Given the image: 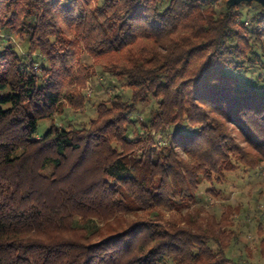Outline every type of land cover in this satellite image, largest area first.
<instances>
[{"label":"trees","instance_id":"obj_1","mask_svg":"<svg viewBox=\"0 0 264 264\" xmlns=\"http://www.w3.org/2000/svg\"><path fill=\"white\" fill-rule=\"evenodd\" d=\"M96 65L127 96L38 136L84 108ZM240 166L264 199L259 3L0 0V264H252L240 206L190 209Z\"/></svg>","mask_w":264,"mask_h":264},{"label":"rangeland","instance_id":"obj_2","mask_svg":"<svg viewBox=\"0 0 264 264\" xmlns=\"http://www.w3.org/2000/svg\"><path fill=\"white\" fill-rule=\"evenodd\" d=\"M85 56L86 54L83 53L82 57ZM94 68L95 73L83 88L85 95L84 108L80 112L73 113L66 106L61 116L56 115L53 120H40L37 129L38 136L43 135L52 122L63 126L70 122V124L77 126L89 121L96 114L97 104L101 101H108L117 91H121L127 96L128 90L126 87H121L111 75L103 70L102 66L96 65ZM149 109V106L140 105L136 114L142 117V111ZM262 181L263 175L261 173L240 166L236 172L228 174L227 180L222 183L202 181L198 200L190 207V209L198 210L200 215L213 212L219 215L223 211H229L230 204L240 206L241 212L233 214L237 219L234 228L239 233V240L248 247L249 250L246 251L247 255L245 257L252 264H264V258L258 251L260 237L256 228L259 222H262L264 226V199L259 197V191L263 188ZM211 189H214L216 193L208 191ZM122 222L123 218L113 220L111 224L118 228L122 225ZM87 226L93 229L100 226V223L92 220Z\"/></svg>","mask_w":264,"mask_h":264},{"label":"water","instance_id":"obj_3","mask_svg":"<svg viewBox=\"0 0 264 264\" xmlns=\"http://www.w3.org/2000/svg\"><path fill=\"white\" fill-rule=\"evenodd\" d=\"M251 1H255L259 3L262 6L263 11H264V0H227V4L229 6H233V5L239 4L240 2H251Z\"/></svg>","mask_w":264,"mask_h":264}]
</instances>
